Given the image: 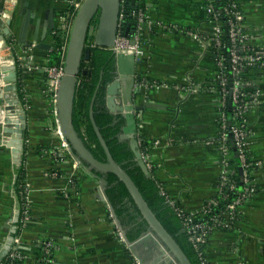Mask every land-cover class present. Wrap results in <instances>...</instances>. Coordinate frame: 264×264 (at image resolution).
I'll return each instance as SVG.
<instances>
[{
  "label": "crops",
  "instance_id": "0c3cea01",
  "mask_svg": "<svg viewBox=\"0 0 264 264\" xmlns=\"http://www.w3.org/2000/svg\"><path fill=\"white\" fill-rule=\"evenodd\" d=\"M7 1L0 0V12ZM13 2L12 36L0 41V67L15 65L16 94L25 117L21 163L23 157L30 210L29 221L20 234L24 264H41L36 256L47 242L51 244L52 263L45 264H133L134 258L120 240L109 205L103 199V180L61 149L53 95L46 78L52 51L33 48L36 19H40L41 29L46 13L53 11L56 31L47 35L44 45L55 49L57 31L63 42L67 40L58 29L60 16H67L71 23L75 4L81 5L83 0ZM239 3L249 47L264 52V0ZM140 8L147 15L141 31L146 54L138 67L143 92L140 101L164 109L145 110L136 137L157 142L148 152L156 180L171 200L193 213L216 195L222 169L215 146L220 105L219 97L206 91L215 72L211 52L185 31L207 35L211 26L200 0H139ZM27 14L29 44L24 47L18 37ZM135 23L132 19L122 25L120 20L121 36L126 37L129 26L126 38L134 35ZM145 83H156L157 88H146ZM3 85L6 83L0 84V90ZM244 86L248 92L258 93L246 114L247 152L252 160L260 162L251 171L256 193L239 207L240 221L234 229L210 234L205 249L208 264H264V65L248 70ZM4 114L0 107V119ZM230 168L237 173L240 168L234 153ZM17 171L10 150L0 143V249L7 253L13 247L8 237L20 208L15 191Z\"/></svg>",
  "mask_w": 264,
  "mask_h": 264
},
{
  "label": "water",
  "instance_id": "95a60500",
  "mask_svg": "<svg viewBox=\"0 0 264 264\" xmlns=\"http://www.w3.org/2000/svg\"><path fill=\"white\" fill-rule=\"evenodd\" d=\"M130 4L132 7H135L137 13L139 0H130ZM120 7L121 0H83L77 10L64 57V75L59 79L55 91L54 106L57 128L62 138L68 143L77 161L91 171L113 174L127 190L134 206L139 212L140 218L138 221H144L147 225L146 231L138 238L133 241L128 240L125 229L120 225L111 206L108 205L123 243L134 258V261L137 264H191L176 241L150 210L130 176L112 158L93 118V104L99 89V84L90 102L89 118L97 140L103 149L105 162H100L93 156L72 123L80 63L82 60L87 62L90 59V49L85 47V39L90 21L96 13H99L97 29L94 34V46L100 48L113 47L120 33ZM136 13L133 17L135 22ZM29 19L30 15L27 14L22 19L20 25L18 42L24 45V47L29 44L26 42ZM44 20L45 25L40 29V19H36L32 36V42L35 43L33 48L53 51L54 47L44 45V40L47 35L56 31L52 10L46 13ZM11 25V20L5 23L0 20V41H4L5 38L9 39L12 36ZM39 29L41 30L40 34ZM129 33L130 26L126 29L125 36L127 37ZM59 36L60 34L57 31L56 38ZM130 44L133 45V41H130ZM140 64L141 59H136L133 54L124 52L115 54L112 80L104 88V109L115 118L120 117L124 120V126L119 139L121 141H128L137 166L146 177H150L152 174L142 158L139 141L136 137L138 133V121L142 119L145 110H161L164 107L147 101L141 103L140 97L143 92L141 88V76L138 72ZM2 74H5V76L2 77ZM16 75L14 64L12 66L5 65L0 67V77L6 83L0 90V107H2L5 113L3 118L0 119V143L6 149L10 150L14 164L16 167H19L21 163V152L23 150L22 139L23 129L25 128V117L23 110L19 108L20 100L16 94ZM10 94L13 95V98H9ZM230 143L233 148V142L230 141ZM233 151L234 157L237 158L234 149ZM238 173L240 185H242L241 168L238 169ZM104 190L105 188L102 189V196L107 202ZM17 220L18 217L15 216L13 219L14 226L10 230L8 243L13 242V234L16 232L15 224ZM6 253V250L0 249V261Z\"/></svg>",
  "mask_w": 264,
  "mask_h": 264
},
{
  "label": "built area",
  "instance_id": "2783aa9c",
  "mask_svg": "<svg viewBox=\"0 0 264 264\" xmlns=\"http://www.w3.org/2000/svg\"><path fill=\"white\" fill-rule=\"evenodd\" d=\"M213 1L214 0H200V6L205 14L206 21L211 26L209 34L203 35L197 30L191 29L186 30L185 33L193 41L200 43L205 50L211 52L212 50L218 51L219 49H223L227 51L226 55H219L217 53L214 57L211 53L215 72L210 86L206 89L208 93L215 94L219 97L220 105V129L218 137L215 140V146L220 156L222 169L217 182L216 194L227 199L228 192L236 189V181L234 180L236 171H232L230 168V159L234 153L233 149L237 154V158L235 159L242 169V189L234 199L226 204V211L224 213L214 215L212 214V208L218 204L216 197L204 203L197 211L188 213L184 211L180 205L171 200L159 184L161 194L167 199L180 218L184 231L188 235L189 241L197 254L199 264H208L204 249H206L210 234L216 230H232L239 223V207L256 193V185L251 178V171L260 166V162L258 161L247 160L248 130L246 128V114L250 109L251 103L257 99L258 93L248 92L244 86V79L246 70L264 65V52L263 50L249 47L248 45V37L243 28L244 15L239 0H226V4L222 8L223 13L228 18V41L226 44L223 43L221 37L222 27L219 22L221 14L214 9L212 4ZM13 6V0H9L6 6L1 10L0 20L4 23L11 20L10 9ZM79 7V4H75L74 17ZM121 19L122 15L120 14V20ZM73 20L70 23L68 22L67 16H60V27L58 29L67 36V40L64 41L60 47L63 62L60 66H48L46 68L47 84L49 91H51L53 95V103H55V91L58 81L64 75V57ZM146 20V12L142 8L138 9L136 13L135 34L127 39L119 33L115 45L109 49L115 54L119 52L130 53L133 54L136 59L143 60L146 53L141 41V31L142 25ZM161 27L167 28V26L162 24ZM130 41H133V45L130 44ZM226 67H228L229 70L228 76L225 72ZM145 87L157 88L156 83L150 85L145 83ZM56 134L61 139V149L73 159L74 156L72 151L68 143L62 138L58 128H56ZM230 141L233 142V148L231 147ZM154 144H157V142L155 141ZM142 158L148 170L152 173L153 168L148 159V155L142 154ZM239 182L240 180L237 183ZM18 188L20 189V208L16 212V216L18 217L17 230H19V233L13 239V247L8 255L10 264H13L12 262L14 260L21 262L24 260V254L20 250V234L29 221V188L24 181L19 184ZM117 234L123 242L119 231H117ZM50 249L51 244L49 242L43 243L42 254L45 255L46 263H52ZM0 264L2 263L0 262ZM133 264H137V262L134 261Z\"/></svg>",
  "mask_w": 264,
  "mask_h": 264
},
{
  "label": "trees",
  "instance_id": "16d2710c",
  "mask_svg": "<svg viewBox=\"0 0 264 264\" xmlns=\"http://www.w3.org/2000/svg\"><path fill=\"white\" fill-rule=\"evenodd\" d=\"M212 4L216 12L221 14L219 18V22L222 27L221 37L223 43L226 44L228 41V18L222 11V8L226 4V0H214ZM135 11L136 9L131 6L130 0H122L120 7L122 25L132 22V14ZM98 17L99 13H96L91 19L85 39V47L90 49V59L87 62L82 60L80 63V73L78 75V84L76 87L72 113L73 126L93 156L98 161L105 162L103 149L97 140L89 118L90 102L96 87L99 84V89L93 104V118L112 158L130 176L150 210L155 214L162 226L176 241L191 264H199L197 254L189 241L188 235L184 231L180 218L175 213L167 199L160 192L159 182L155 178L154 170H152V175L150 177H146L134 161L133 153L130 149L128 141H121L119 139L124 126V120L120 117L115 118L114 116L108 114L104 109V88L112 80L115 53L109 48L94 46V35L91 31H96ZM62 44L63 39L59 36L56 38L55 49L52 51L48 66H60L62 64L63 58L60 50ZM211 53L214 57L217 53L219 55H226L227 51L219 49L218 51L212 50ZM248 70H246V73ZM228 71V67H226L225 72L227 76L229 75ZM83 72H85V74H83ZM20 97H24L23 93H20ZM138 141L141 153L143 155H148L149 149L154 145L155 141L146 140L143 137H140ZM247 160H252L248 152ZM23 161L24 158L22 157V163L18 167L15 181V191L19 199L20 189L18 186L24 179ZM236 163H238L237 160ZM92 172L103 180L105 188L104 193L107 198V202L113 209V213L120 222V225L125 229L126 237L129 241L135 240L146 231L147 225L144 221H138L140 218L139 212L134 206L124 185L119 182L113 174L100 173L96 171ZM234 180L236 181V189L228 192L227 199H224L223 196L217 194L215 195L218 204L212 208V214L216 215L218 213H224L226 211V204L234 199L241 191L242 187L240 182L237 183L239 181L237 172L234 175ZM17 225L18 222L15 225L16 232L13 234L14 238L19 233ZM8 255L9 253H7L0 261L2 264H10ZM36 259L41 264L46 263L45 255L41 252V247ZM12 263L24 264V260L22 262L14 260Z\"/></svg>",
  "mask_w": 264,
  "mask_h": 264
},
{
  "label": "bare ground",
  "instance_id": "6f19581e",
  "mask_svg": "<svg viewBox=\"0 0 264 264\" xmlns=\"http://www.w3.org/2000/svg\"><path fill=\"white\" fill-rule=\"evenodd\" d=\"M2 48H3V47H2ZM3 66H5V65H2L1 67H3ZM9 66H10V65H9ZM1 76L3 77V76H5V74H2ZM0 82H1V83L3 82L1 77H0ZM1 83H0V84H1ZM3 86H5V85H3Z\"/></svg>",
  "mask_w": 264,
  "mask_h": 264
},
{
  "label": "rangeland",
  "instance_id": "374dc122",
  "mask_svg": "<svg viewBox=\"0 0 264 264\" xmlns=\"http://www.w3.org/2000/svg\"><path fill=\"white\" fill-rule=\"evenodd\" d=\"M91 33L94 35L95 34V31H91Z\"/></svg>",
  "mask_w": 264,
  "mask_h": 264
}]
</instances>
